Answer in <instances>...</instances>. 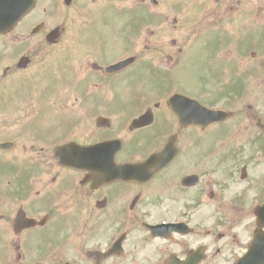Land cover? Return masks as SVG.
Here are the masks:
<instances>
[{
  "label": "rangeland",
  "instance_id": "obj_1",
  "mask_svg": "<svg viewBox=\"0 0 264 264\" xmlns=\"http://www.w3.org/2000/svg\"><path fill=\"white\" fill-rule=\"evenodd\" d=\"M129 0H127L128 2ZM174 1H181L178 2L183 6H179L180 13L174 12V16L172 13H169L170 5ZM80 4L85 7L86 12L88 9H95L96 7L104 6L102 9H107L109 11V5H111L112 0H83L79 1ZM133 1H129L125 5L131 4ZM158 4L154 7L156 12H160L161 10L168 13V18L166 17V24L164 26H158V21L153 19L152 15H147L146 20L139 22L141 25L139 26V42H141V53L139 58H147L151 56L155 59V67L152 68V72L155 73L158 77V82L154 81H147L144 79L150 87H153V90L149 92L148 97H154L157 93L160 94H168L172 91H176L178 86L176 84H172L171 82H166L164 85H161L164 82V78L166 79L167 75L164 72L167 69L170 70H178V76L174 79L181 89L185 92H194L196 94L204 95L206 97L207 94L214 96V98H207L208 102L210 101L211 104L219 102L223 100L226 96L235 95L241 89L240 85L231 78L229 75V70L234 67L237 62L241 65H245L250 67L252 64L258 62V58H261V65L262 68L261 75L262 77L257 80V82L261 85L264 89V54H258L254 59L243 58L240 56L242 53L239 48L236 46H231L228 42H237V38L240 36H245L249 33L247 28L250 27L251 23H255V30L257 34L264 36L262 34L263 23L264 21L260 20L259 9L264 8V0H157ZM125 3V1H124ZM146 3V2H145ZM149 6L152 7L153 4L151 2ZM185 4V6H184ZM69 13V12H68ZM88 13V12H87ZM67 28H65V32L61 37L63 47L69 45L72 47V51L74 52V56L79 61L78 67L82 73L86 72V56L81 57L82 52H85V48H80L77 41H81L82 43L89 44V49L96 53L98 50V45L96 40H93V36L88 33H80L84 28L88 27L90 23L89 19L84 20L85 18L80 15L79 12H70L68 15ZM135 18H137L135 16ZM255 20V21H252ZM80 22V23H79ZM106 24V23H104ZM104 24H101L102 27H105ZM219 24H223L226 26L227 31L225 34V51L224 53L229 57L228 66L225 67L222 71L225 72L226 76L225 79L221 78V82L218 80L212 79L208 76L207 70L205 69V64L213 59V49L210 52L206 49V47L214 42V38L216 36V30ZM203 27V28H201ZM210 27H213L212 30H209ZM211 31L207 32L206 37L194 41L192 44L190 43L193 37H196V33L202 34L204 31ZM80 31V32H79ZM106 31V30H104ZM201 31V32H199ZM81 34L83 35L84 39H81ZM107 44L104 47V51L106 54H111V51L121 52V44H120V37L119 34L116 32V36L118 37L115 41H113V37L111 35H107ZM115 42V44H113ZM110 44H113L110 46ZM146 46V47H145ZM181 48L185 51L181 55H179V51ZM48 50L44 43L39 44L34 51L32 52V63L33 65L30 67L32 72L36 73L38 71V64L39 61H43L46 57H48ZM144 51V52H143ZM188 52V53H187ZM187 53V55H186ZM186 55V56H185ZM61 56L63 54H58L57 58L59 61L62 60ZM168 57V60L166 61ZM185 56V57H184ZM240 57V58H239ZM177 59V60H176ZM214 62H219V60H214ZM36 63V65L34 64ZM141 67L140 65H135L134 69H138ZM77 69V71H79ZM212 69H217L216 64L214 63ZM221 71V72H222ZM180 73V74H179ZM160 74V76H158ZM20 74H13V76H19ZM76 78L79 75H75ZM208 76V78H207ZM33 78V74L28 76V79ZM150 77L151 76L150 74ZM163 79V80H162ZM130 82L124 87V89L120 92V95H127L131 92H139L137 89L139 83H143V81L139 78V75L136 74L134 76L129 77ZM63 82L62 79H56V83L59 85ZM134 85V87H133ZM261 87H253L254 96H251V102L254 104V107H257L258 110H254L251 106V109H248L247 106L250 103V97H245V103L240 106L238 110H235V114L232 115L230 110V116H228L225 120L231 122L229 128L232 127L233 119L237 121L240 120V137L241 141L243 142V138L245 141H250L256 133L253 131V126L256 124L257 120H261L264 123V91H262ZM34 88V87H32ZM8 88L7 90H9ZM55 89V88H54ZM97 89L101 90L100 87ZM152 89V88H151ZM64 92L53 93L48 102H41L38 104L33 92H28L26 94H21L19 97L13 98L11 103V107H7L5 111H0V126L2 128V135L5 137L10 134L15 140L17 145L13 148L9 153L11 156L20 162H24L25 158L35 156V152L32 149L39 148L40 146L35 145L34 141L36 138L31 137H24V138H17V133L22 130L21 124L25 121V119L30 116L31 114L36 113L35 107L40 106L44 107L48 103H52L53 105L49 106L53 110V114L55 115H64L67 117L74 118L75 116H80L85 118L83 121V125L85 129L76 128L74 130V134H76V138L82 136L83 139H87L92 136V131L94 130L93 121L90 120L88 114V106H85V97L82 96L81 86L79 84H65L62 89ZM91 91L95 92L93 88ZM204 91V93H203ZM58 92V90H56ZM198 94V95H199ZM203 96V97H204ZM236 96V95H235ZM204 100L206 101V98ZM234 97V96H232ZM66 98L64 102L61 103V107L59 110L55 111V105L59 104V101ZM137 98V97H133ZM48 107V110H49ZM164 108L161 107L158 112L162 111ZM49 113V111H47ZM164 113V112H163ZM52 114V112H51ZM231 120V121H230ZM91 123V124H90ZM40 129L44 132L42 136H52L53 130V122L51 120H47L42 122L40 120ZM178 127L175 124V130L177 131ZM221 129L220 126L217 124L210 126L208 131V135L204 137V143H195L193 141V136L188 135V133L184 134L182 130H179L181 135L185 137H179L178 143L185 151V155L198 153L200 156L201 154L210 152L211 154L216 153V150H222L223 146L218 143L215 138V134ZM79 131V132H78ZM227 132V131H226ZM196 136V135H195ZM49 138V142H53V138ZM127 139L129 137H126ZM68 140V139H66ZM249 146V143H246ZM260 150V147H259ZM46 152H42V155H45ZM214 158L217 157V153ZM227 154L223 157H226ZM209 158V164L212 162L210 160V156H206ZM205 159V158H204ZM206 159V160H207ZM188 161H192L191 158H187ZM185 165L182 163V166ZM200 167L207 166V162L201 161L199 163ZM21 167H24V164H21ZM209 167V166H208ZM205 167L203 169H208ZM264 167V165L260 166ZM187 169H194L193 163H190L189 166L187 165ZM177 171V169L175 170ZM195 171V170H194ZM8 173V172H7ZM5 173V179H0V189L1 190H8L11 189L13 186L16 185V181L14 179V175ZM234 169L232 168V173H229V178L233 179ZM175 184V179H172L171 186L173 187ZM170 183H168V186ZM11 187V188H9ZM233 195V194H232ZM162 203L164 206H169L170 202H168V198L164 196ZM236 213L237 209H236ZM170 217V215H169ZM96 238L103 239L105 237V231H100L95 235ZM153 246L149 252L148 256L150 257L154 253ZM140 257L139 254H134L129 257L128 263L137 260ZM71 258H77L75 255L74 250L71 251ZM79 258V262L82 264L91 263L90 260L86 261L83 260L81 257ZM211 261L213 264H223L221 258L219 256L211 257ZM103 264H106L103 263Z\"/></svg>",
  "mask_w": 264,
  "mask_h": 264
},
{
  "label": "flooded vegetation",
  "instance_id": "obj_2",
  "mask_svg": "<svg viewBox=\"0 0 264 264\" xmlns=\"http://www.w3.org/2000/svg\"><path fill=\"white\" fill-rule=\"evenodd\" d=\"M147 1H149L150 2V0H147ZM154 1V0H153ZM158 2L156 1V3L155 4H157ZM154 4V5H155ZM132 12H134V11H132ZM9 69L8 68H6V69H4L3 70V73H2V75L0 76V80H2L3 79V76H5L6 75V72L8 71ZM30 231V229H27V230H24L22 233H21V235H24V234H26V233H28ZM224 247H225V245H223ZM177 248V243H176V241L175 240H171L170 242H169V248L167 249L168 250V253L169 254H173V253H177V252H179V250H177L176 249ZM216 249V252H221V249L220 248H215ZM226 251L228 252V254L230 253V250L228 249V248H226ZM206 258H207V256H206Z\"/></svg>",
  "mask_w": 264,
  "mask_h": 264
}]
</instances>
